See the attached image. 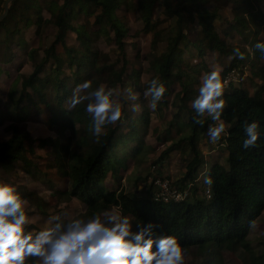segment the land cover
Wrapping results in <instances>:
<instances>
[{
	"label": "trees",
	"instance_id": "16d2710c",
	"mask_svg": "<svg viewBox=\"0 0 264 264\" xmlns=\"http://www.w3.org/2000/svg\"><path fill=\"white\" fill-rule=\"evenodd\" d=\"M4 1L0 0V14ZM209 1L212 5L208 9L201 6L199 0H13V8L0 20V31L3 32L1 62L8 61L10 43L24 44V40L17 37L21 33L17 23L31 22L30 16L34 12L35 22L40 24L42 6L49 14L44 22L54 27L55 34L39 62L34 60V49L28 52L33 61V72L23 79L20 96L14 99L3 95L2 102L0 99V127L6 119L17 121L6 127L9 136L0 141V167L9 171L14 164L22 163L24 172L29 175L39 171L37 167L32 169L35 163L31 148L35 140L23 120L30 107L39 109L37 106L43 105L49 114L46 124L59 136L56 146L46 150L47 156L52 158L50 166L67 182V187L59 193L65 198L81 200L87 209L85 216L118 207L135 222L152 221L157 235H174L187 251L194 248V254L201 259L199 264H224V251L236 253L240 264H264V235L256 243L249 238L251 222L264 210V134L258 138L255 147H242L245 121L255 120L260 125L258 131L264 133V97L261 93L264 84L257 85L252 81L255 77L264 78V58L254 47L257 41H264V36H259L264 26V0ZM84 3L86 13L93 14V10L99 8L95 15L99 30L103 33L113 31L122 57L119 70L115 65L120 60L108 64L98 51L90 50L89 32L78 19ZM122 6L136 13L144 24V32L152 35L146 69L148 78L142 87H136L144 111L135 117L122 106L121 120L106 126L104 134L97 139L90 130V114L84 111L87 101L75 106L71 103L73 89L85 80H90L93 88L104 84L118 89L124 81L132 82L131 79L137 78V72H142L141 67L139 71L132 69L130 72L126 68L129 60L124 50L126 29L117 17L110 15L111 10ZM158 6L164 20L174 18L173 34L166 37V45L161 51L158 43L162 41V29L157 28L160 20L152 19ZM228 7L235 15L221 30L220 36L215 21L220 19L219 10ZM13 21L16 23L11 25ZM193 25L199 28L191 37L189 27ZM67 32L75 33L77 47L66 46ZM93 32L100 33L98 29ZM228 38H239V42L233 44ZM57 44L61 45L62 51H57ZM237 47L243 53L242 59L233 52ZM207 53L213 60H207ZM228 58L230 62L226 61ZM215 62H218L221 78L226 81L225 107L221 114L225 133L215 144L219 148L216 151L219 158L211 160L204 155L200 145L203 140L209 142L207 128L214 122L205 114L199 117L202 123H196L191 101L198 95L202 75L218 69ZM247 62L248 69L245 67ZM64 65L68 72L62 69ZM42 73L45 75L39 76ZM230 73H235L237 80L242 76L248 79L254 91L250 92L240 81H227ZM154 77H158L166 88L157 108H168L167 98L172 94L176 109L164 133L167 139L172 132L174 135L170 136V143L159 155V160L168 157L169 151L176 146L185 148L184 172L173 186L180 191H184L188 183L191 186L187 197L178 200L154 197L158 185L155 186L153 181L146 186L145 195L118 188L123 179L119 170L128 172L127 160L133 159L139 167L147 161L152 148L143 150L140 133L149 129L146 100L151 98L145 97L144 91ZM66 101L70 103L69 109L64 107ZM128 103L127 99L125 105ZM124 129H127L125 133ZM65 131L73 133V142ZM130 142L134 144L132 147H128ZM200 171L204 178L212 181L211 184L203 182L208 196L197 194ZM109 173L116 188L105 186ZM143 180L146 181L140 175L135 176L133 187L137 189V184ZM26 264H36V258H28Z\"/></svg>",
	"mask_w": 264,
	"mask_h": 264
},
{
	"label": "rangeland",
	"instance_id": "374dc122",
	"mask_svg": "<svg viewBox=\"0 0 264 264\" xmlns=\"http://www.w3.org/2000/svg\"><path fill=\"white\" fill-rule=\"evenodd\" d=\"M199 4L205 8L211 7V2L209 0H199ZM82 13L79 15V22L82 23L86 30L89 32V48L93 52L98 51L100 53L101 59L108 64L120 60L115 65V69L119 70L122 66L121 61V51L119 50L117 43L114 40V33L110 29L107 33H103L100 29V26L95 23V15L99 13V8L96 7L93 10V14L86 13L85 8L86 4H81ZM264 7V5H263ZM13 8L12 2L8 5V11ZM8 13V12H7ZM40 15L42 20L40 24L36 23L37 17L35 13H31V22H27L24 25L17 23L21 31L18 34V38L24 40L23 46L18 45L16 42L10 43V55L6 57L7 62L0 61V99L3 101V95L12 96L14 99H17L20 96L22 81L24 78L31 75L33 72V61L30 59L28 52L31 49L36 51L34 60L39 62L44 56V51L50 46L54 40L55 29L51 24L45 23L44 20L49 18L48 11L45 6H42L40 10ZM110 15L117 17L123 24L124 29H126V39L124 44L125 53L128 55V62L126 64L127 71L130 72L132 69L139 71L142 69V72H137L135 75L136 79H131L132 82H126L117 89L118 91L123 87L128 86L129 84L133 86V90L137 93L139 97V92L136 87H142V84L147 80L148 73L146 69L149 66V53L151 52V41L152 35L146 33L143 30L144 24L138 18L136 13L129 12L123 6L117 7L115 10L110 11ZM220 19L215 21L216 29L221 35V30L224 27H227L228 21H231L235 15L232 9L222 8L219 10ZM87 18V21L84 19ZM152 19H159L160 22L157 28L162 29V41L158 43V50L161 51L166 45V37L173 34V24L174 18L169 20H164L162 15L161 7L158 6L152 15ZM13 21L11 25L15 24ZM75 23H78L77 21ZM197 28V25L189 27V34L191 37L194 36ZM100 33H94L93 31L97 30ZM93 32V33H92ZM264 36V26L261 27L259 36ZM260 36V37H261ZM3 37V32L0 31V38ZM231 43H238L239 38H228ZM66 46L77 47L78 40L75 33L67 32L65 38ZM0 49H3V45L0 44ZM56 49L58 52L62 51L61 45L57 44ZM207 53V60L211 61L213 58ZM230 62L231 59L226 60ZM218 69V62H215ZM214 66V65H213ZM141 67V69H140ZM246 69L249 68V62L245 64ZM62 69L66 72L67 67L64 65ZM45 73L40 74L39 76H44ZM235 81L236 74L230 73L227 81ZM237 81H240L242 85H245L249 88L250 92H253L254 89L251 88V84L248 79H245L243 76L239 77ZM257 85L264 84V78H254L252 80ZM106 86V85H105ZM108 87V86H107ZM173 89L174 86H172ZM75 89V88H74ZM73 89V90H74ZM264 97V90L261 92ZM172 94L168 96V108H156L152 110L149 107L150 99H147V109L150 119V125L148 131L141 132V138L143 145V150L146 148L152 147L147 154V161L142 163L139 167H136L133 159L129 158L127 160L128 172L119 170V173L122 176L120 186L118 188H123L126 192H135L136 194H146V186L153 181V184L158 185V189L154 192V197L166 199L178 200L182 197H187V193L190 191L191 184H187L184 191L178 190L176 186H173L175 181L182 176L184 172L183 168V159L185 148L181 146H176L174 150L169 151L168 157H163L162 160H159V155L170 143L173 132L169 135V139L165 136V131L168 126L169 120L174 117L175 107L172 100ZM117 99L121 102L122 106H125V110L131 113L132 116L139 117L144 111L142 101L139 102V98L133 101L129 100V103L125 105L127 98H121L117 95ZM25 104V102H24ZM136 105V110H132V106ZM30 107L27 114L24 115V126L29 131L32 138L35 140L31 148V158L35 163V166L32 167L33 170L38 168V172H35V175H29L24 172L23 164L16 163L14 168L7 171L0 167V182L9 183L16 187L17 191L25 199V211L31 217V223L28 225L29 229L39 230L41 228L48 226V218L53 214H64L68 217H78L85 216L87 211L84 203L77 198H65L59 193L62 189L67 187V182L59 175V172L52 168L50 161L52 158L47 156L46 150L56 146V141L59 139L58 133L53 130V127H50L46 124V119L48 118V110L46 107L37 106ZM64 107L69 109L70 103L65 102ZM13 123H17L14 120H5L4 125L0 127V141H3L8 138L9 132L7 126ZM127 129L123 130L125 133ZM65 135H69L74 140L73 133L65 131ZM61 140L64 141V137L61 136ZM133 142L128 144V147H132ZM201 150L208 159L219 158L217 150L219 148L217 145H213L206 140L201 142ZM76 148V146H75ZM142 150V151H143ZM141 154V153H140ZM51 156V155H50ZM45 157V158H44ZM52 157V156H51ZM220 161V160H219ZM204 171V170H203ZM203 171L198 173L199 188L197 194L206 195V187L203 186L205 180ZM140 175L146 179L138 183L137 189L133 187L132 179ZM109 176L105 178V186L112 187L116 186L114 180ZM146 182V183H145ZM116 188V187H115ZM182 192H184L182 194ZM108 210H117L118 207H112ZM104 211V210H103ZM102 212V211H100ZM99 212V213H100ZM133 223H138L130 217ZM264 235V210L261 214L255 218L250 224L249 238L253 240V243H256V240ZM195 249L187 251L184 264H199L201 259L196 256ZM224 264H240L239 259L237 258L236 253H230V251L223 252Z\"/></svg>",
	"mask_w": 264,
	"mask_h": 264
},
{
	"label": "clouds",
	"instance_id": "9594fccd",
	"mask_svg": "<svg viewBox=\"0 0 264 264\" xmlns=\"http://www.w3.org/2000/svg\"><path fill=\"white\" fill-rule=\"evenodd\" d=\"M254 47L264 58V41H257ZM233 52L243 58L238 47ZM225 84L219 69L204 73L198 95L191 101L196 123H202L199 117L205 114L214 122L207 128L208 140L213 145L225 133V122L221 119ZM165 91L158 77L149 81L144 96H150L152 110L157 108ZM81 92L84 94H77ZM117 95L133 101L138 98L130 84L118 91L104 84L93 88L92 82L85 80L73 90V106L87 101L84 111L90 114L93 137L98 139L106 126L121 120L124 112ZM136 107L133 105L132 110ZM259 128L255 120L244 122L243 148L255 147L264 134ZM205 183L212 181L206 177ZM25 204L14 185L0 182V264H26L30 257L36 258V264H184L187 249L174 235H157L152 221L133 223L120 211L104 210L78 217L53 214L47 227L32 230L28 228L32 221Z\"/></svg>",
	"mask_w": 264,
	"mask_h": 264
},
{
	"label": "water",
	"instance_id": "95a60500",
	"mask_svg": "<svg viewBox=\"0 0 264 264\" xmlns=\"http://www.w3.org/2000/svg\"><path fill=\"white\" fill-rule=\"evenodd\" d=\"M13 0H5L4 1V4H3V11L1 12V14H0V20H2L5 16H6V14H7V12H8V5H9V3L10 2H12Z\"/></svg>",
	"mask_w": 264,
	"mask_h": 264
}]
</instances>
